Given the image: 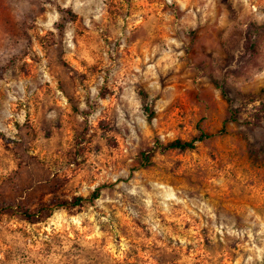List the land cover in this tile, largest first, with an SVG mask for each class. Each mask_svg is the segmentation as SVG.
I'll list each match as a JSON object with an SVG mask.
<instances>
[{
	"label": "rangeland",
	"instance_id": "obj_1",
	"mask_svg": "<svg viewBox=\"0 0 264 264\" xmlns=\"http://www.w3.org/2000/svg\"><path fill=\"white\" fill-rule=\"evenodd\" d=\"M263 26L264 0H0V264H264ZM226 98V134L144 159Z\"/></svg>",
	"mask_w": 264,
	"mask_h": 264
},
{
	"label": "trees",
	"instance_id": "obj_2",
	"mask_svg": "<svg viewBox=\"0 0 264 264\" xmlns=\"http://www.w3.org/2000/svg\"><path fill=\"white\" fill-rule=\"evenodd\" d=\"M261 28H264L261 27ZM255 30V28H253ZM245 47H246V51L247 54L249 56V58L253 57L254 54V48H255V44L252 41V33H250L246 39L245 42ZM224 97H226L225 94H223ZM227 102L230 106V115L229 117H227L225 119V121L222 124V127L215 133H207L204 131H201L197 136H195L194 138H192L189 141H184L181 139H175L172 141H168L166 143H161L159 141H156L154 146L152 148H150L147 152L143 153V157L144 159L148 162L151 158H153L157 153H166L168 151H173V150H178V151H189V150H194L196 149L197 145L201 142H203L204 140L210 139L216 135H224L226 134V125L229 122H235V123H239L237 117H236V113L231 110V100L226 98ZM263 115H264V104L260 107L259 109ZM155 116V113L153 111H149V120L153 119ZM262 119V117L257 114V116L249 121H245L244 124L246 125H258L260 123V120ZM100 197V192L99 189H96L89 198H85V197H81V196H76L74 198H72L69 201H64L62 203H59L57 205L54 206H47L45 207L47 215H52V213L54 211H56L57 209H63L69 212H72V210L77 209V208H81L83 206V204L87 201H93V200H97Z\"/></svg>",
	"mask_w": 264,
	"mask_h": 264
}]
</instances>
